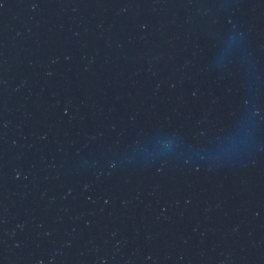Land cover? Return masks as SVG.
Masks as SVG:
<instances>
[{
    "label": "water",
    "instance_id": "obj_1",
    "mask_svg": "<svg viewBox=\"0 0 264 264\" xmlns=\"http://www.w3.org/2000/svg\"><path fill=\"white\" fill-rule=\"evenodd\" d=\"M0 264H264V0H0Z\"/></svg>",
    "mask_w": 264,
    "mask_h": 264
}]
</instances>
